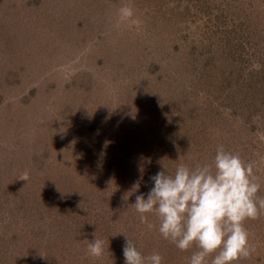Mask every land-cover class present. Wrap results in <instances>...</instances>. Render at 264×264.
<instances>
[{"label":"rangeland","instance_id":"374dc122","mask_svg":"<svg viewBox=\"0 0 264 264\" xmlns=\"http://www.w3.org/2000/svg\"><path fill=\"white\" fill-rule=\"evenodd\" d=\"M220 145L264 196V0H0V264H125V235L188 264L132 204ZM245 227L236 264H264V212Z\"/></svg>","mask_w":264,"mask_h":264},{"label":"clouds","instance_id":"9594fccd","mask_svg":"<svg viewBox=\"0 0 264 264\" xmlns=\"http://www.w3.org/2000/svg\"><path fill=\"white\" fill-rule=\"evenodd\" d=\"M121 13L122 17L132 16L127 7ZM254 167V162H245L238 153L220 145L211 163L195 168L181 163L174 173L163 166L150 178L154 186L147 197L137 195L132 206L150 230L155 225L147 214L158 217L159 233L181 251L195 245L198 250L188 264H236L255 251L245 221L264 212V196L259 195L262 185ZM27 179V174L21 178ZM138 189L139 183L132 191ZM94 235L87 252L100 257L105 241ZM123 255L125 264H163L164 260L158 252L145 256L127 235Z\"/></svg>","mask_w":264,"mask_h":264}]
</instances>
